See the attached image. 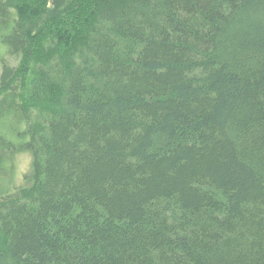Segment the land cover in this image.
<instances>
[{"label": "trees", "instance_id": "16d2710c", "mask_svg": "<svg viewBox=\"0 0 264 264\" xmlns=\"http://www.w3.org/2000/svg\"><path fill=\"white\" fill-rule=\"evenodd\" d=\"M0 264H264V0H0Z\"/></svg>", "mask_w": 264, "mask_h": 264}, {"label": "rangeland", "instance_id": "374dc122", "mask_svg": "<svg viewBox=\"0 0 264 264\" xmlns=\"http://www.w3.org/2000/svg\"><path fill=\"white\" fill-rule=\"evenodd\" d=\"M12 167L10 170V175H12V179H10V185H20L23 183V174L26 173L30 169L31 165V156L27 152H21L13 154L12 156ZM2 184V182H1Z\"/></svg>", "mask_w": 264, "mask_h": 264}]
</instances>
